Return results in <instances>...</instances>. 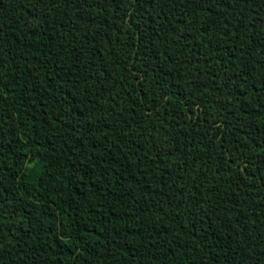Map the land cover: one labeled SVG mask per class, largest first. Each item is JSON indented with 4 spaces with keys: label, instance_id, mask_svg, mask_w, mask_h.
<instances>
[{
    "label": "trees",
    "instance_id": "1",
    "mask_svg": "<svg viewBox=\"0 0 264 264\" xmlns=\"http://www.w3.org/2000/svg\"><path fill=\"white\" fill-rule=\"evenodd\" d=\"M0 264H264V0H0Z\"/></svg>",
    "mask_w": 264,
    "mask_h": 264
}]
</instances>
